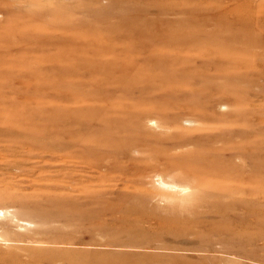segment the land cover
I'll return each instance as SVG.
<instances>
[{
  "label": "rangeland",
  "instance_id": "obj_1",
  "mask_svg": "<svg viewBox=\"0 0 264 264\" xmlns=\"http://www.w3.org/2000/svg\"><path fill=\"white\" fill-rule=\"evenodd\" d=\"M0 264H264V0H0Z\"/></svg>",
  "mask_w": 264,
  "mask_h": 264
}]
</instances>
